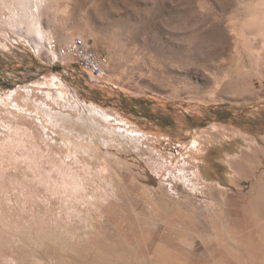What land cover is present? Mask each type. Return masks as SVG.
Instances as JSON below:
<instances>
[{"label":"rangeland","instance_id":"rangeland-1","mask_svg":"<svg viewBox=\"0 0 264 264\" xmlns=\"http://www.w3.org/2000/svg\"><path fill=\"white\" fill-rule=\"evenodd\" d=\"M261 11L0 0V264H264ZM74 36L105 78L53 59L48 40Z\"/></svg>","mask_w":264,"mask_h":264},{"label":"built area","instance_id":"built-area-1","mask_svg":"<svg viewBox=\"0 0 264 264\" xmlns=\"http://www.w3.org/2000/svg\"><path fill=\"white\" fill-rule=\"evenodd\" d=\"M47 49L53 55L54 60L72 59L92 80H101L108 74V56L94 50L79 36H74L62 44L50 38Z\"/></svg>","mask_w":264,"mask_h":264},{"label":"bare ground","instance_id":"bare-ground-1","mask_svg":"<svg viewBox=\"0 0 264 264\" xmlns=\"http://www.w3.org/2000/svg\"><path fill=\"white\" fill-rule=\"evenodd\" d=\"M260 15H261V17L262 18H259V16H258V14H254V13H249L248 12V14H247V17H246V23H247V25H250V26H259L258 27V31H257V34H261L263 37H264V19H263V17H264V12H262L261 11V13H260ZM50 36V35H49ZM258 59H259V56L257 57V61H258ZM229 64L231 65V60L229 61ZM238 66H236V68H235V70H233L234 72H235V76H233L232 78H234V79H232L231 81L233 82V83H237L238 81H244V79L247 77V76H245V74H243L244 72H245V70L243 69V67H245V65H244V63H239L238 62ZM230 65H228V70H229V72L227 73L228 75H231L230 74V72L232 73L233 71H232V69H230L229 68V66ZM236 65H237V63H236ZM232 66V65H231ZM242 69H243V72H242ZM227 70V71H228ZM231 70V71H230ZM233 74V73H232ZM225 77H226V74H225ZM226 80V79H225ZM84 103H86V105H88L89 106V109H90V111L89 112H91L92 114H94V115H102L103 113H100L102 110L98 107V106H96L94 103H88V102H86V101H84V100H82ZM103 112V111H102ZM96 117V116H95ZM239 168V167H238ZM244 168V167H243ZM239 171V170H238ZM257 185V184H256ZM264 186V185H263ZM254 188V187H253ZM264 189V188H263ZM248 205H251L252 207H253V209H254V212H255V214H252V215H254L256 218H257V220H258V218H261L262 216H264V194H263V192H262V190L260 191V188H259V190H257V193L255 194V196H254V198H253V200L251 201V202H249V204ZM248 209V208H247ZM243 211V210H242ZM253 211V210H252ZM245 212H246V210H245ZM249 212V211H248ZM248 212H246V213H248ZM250 212H251V210H250ZM245 213V214H246ZM180 216H182V215H180ZM263 218V217H262ZM264 221V220H263ZM262 223V222H261ZM259 227V226H258ZM243 237V236H242ZM243 240V239H242ZM249 242V241H248ZM251 242V241H250ZM243 243V242H242ZM244 243H246V242H244ZM247 244V243H246ZM239 245V244H238ZM244 245V244H243ZM249 245V244H248ZM240 248H243V247H241L240 246Z\"/></svg>","mask_w":264,"mask_h":264}]
</instances>
